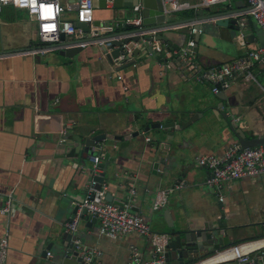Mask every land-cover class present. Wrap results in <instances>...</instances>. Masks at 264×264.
<instances>
[{
	"label": "crops",
	"instance_id": "crops-1",
	"mask_svg": "<svg viewBox=\"0 0 264 264\" xmlns=\"http://www.w3.org/2000/svg\"><path fill=\"white\" fill-rule=\"evenodd\" d=\"M113 8L111 18L127 15V6ZM176 17L185 16L176 14ZM209 29L197 50L193 49L200 69L231 61L248 49L264 45V33L252 16L246 17L243 26V46L229 28ZM165 34L167 40H162L175 47L190 36L187 30L178 29ZM41 44L36 23L27 11L3 5L0 9V198L11 192L19 203L10 214L0 216V237L6 233L9 241L5 264H71L64 262V251L51 241L61 243L65 222L73 216H77L76 237L101 251L98 264H132V246L139 248L143 258L148 255L149 242L142 235L133 231L114 238L99 234L98 220H92L89 212H82L80 202L92 180L90 157L97 153L102 161L104 151L93 146L86 156L81 149L72 152L76 141L71 134L101 131L124 134L140 130L136 137L121 139L137 148L134 153L121 155L112 178L105 179L103 184L113 198L119 197L123 202L129 199V188L134 187L131 209L140 213L152 229L168 231L169 223L179 219L194 227H205L217 214L234 232L229 244L264 235V173L223 181L220 186L210 185L206 182L209 169L196 162L198 155L221 154L238 142L222 124L221 106L248 136L264 133V90L258 84L264 79L263 74L257 83L238 78L214 92L210 80L197 78L189 67L166 64L164 52L149 53L142 47L123 66L101 56L97 44L82 46L73 56L60 54L59 49L17 52ZM252 68L259 73L261 69L264 71L258 61ZM200 111L203 114L193 124L199 127L201 136L196 141L188 137L180 139L191 149V169L179 180L182 186L169 193L165 206L152 209L155 190L175 181L154 183L153 159L147 157V150L159 129L144 131V122L175 118L178 122ZM137 114L143 115L140 122L135 119ZM158 168L162 170L163 165L159 164ZM70 203L78 204L76 211H72ZM217 258L208 264H233ZM176 260L169 261L179 264Z\"/></svg>",
	"mask_w": 264,
	"mask_h": 264
},
{
	"label": "built area",
	"instance_id": "built-area-1",
	"mask_svg": "<svg viewBox=\"0 0 264 264\" xmlns=\"http://www.w3.org/2000/svg\"><path fill=\"white\" fill-rule=\"evenodd\" d=\"M227 2L218 9L232 5L230 0H197L190 2L188 0H160L161 10L165 15L175 14L178 11L194 8L195 10L203 6H211ZM246 7L232 13H222L219 16H233L237 18L239 28L235 34L237 43L244 45V29L247 16H252L264 33V0H244ZM114 0H104L103 5L114 7ZM3 5H13L19 9H25L28 15L36 23V33L42 42L38 46H29L28 48L17 51L18 53H36L45 52L49 49H60L72 45L86 46L97 44L100 46L102 39L93 36V0H0V9ZM143 3L138 0L127 6V15L113 17L106 26L108 30L111 26L123 29L124 32L115 35V38L121 39L124 36L137 34L138 39H129L116 45H110L106 50L101 49V56L106 57V53L113 47H120L119 53L113 56L112 64H121L132 58L134 47L144 48L146 42L150 49L147 52H164L166 54V64L177 63L189 67L197 78H206L210 80L212 90L218 92L230 85L232 80L243 78L245 80L255 79L252 73V65L255 61L261 62L264 68V45H257L248 49L246 53L231 61L216 63L207 68L200 69L198 61L194 58L193 46L195 41L193 34L197 28L194 21L180 23H144L142 15ZM84 21L90 25L88 38L76 40L74 42L65 41L61 38L65 34L67 39L77 38L83 34V30L76 25V22ZM103 21V19H100ZM188 28L190 36L185 42L177 47L168 42L157 38V34L165 30ZM200 30V28H199ZM150 36V37H148ZM101 48V46H100ZM146 51V49H145ZM264 90V86L258 82ZM101 155L94 153L90 159L92 161V171L99 172L101 167L97 163L101 160ZM199 165L209 169L210 173L206 182L210 185L220 186L223 181L231 180L245 175H257L264 173V142L242 147L239 143L228 146L221 154L206 153L196 157ZM95 180L87 184L85 196L80 204L91 215L98 220L99 234L108 237H116L124 232H137L145 237L149 242V253L143 258L137 246L130 248L132 264H171L166 256V246L169 242V233L152 229L144 217L131 209L132 199L135 196V188H129V199L119 204L112 200L105 199L106 185L102 183L99 188L94 187ZM182 182L177 181L172 184L159 186L152 197V209H160L165 206L168 195L175 188L182 186ZM97 193L98 199H93V193ZM221 199L222 196L218 194ZM0 216L10 214L19 205L14 201L11 192L0 198ZM77 226V216L71 217L65 222L68 231H75ZM9 247L8 235L5 233L0 237V264H5ZM72 248L85 260L98 259L101 251L94 247L84 244L79 237L73 240ZM50 254V252L48 251ZM222 254L217 259L220 261H232L233 264H264V235L259 238L244 239L239 242L230 243L213 256ZM213 256H206L195 260L191 264H208Z\"/></svg>",
	"mask_w": 264,
	"mask_h": 264
},
{
	"label": "water",
	"instance_id": "water-1",
	"mask_svg": "<svg viewBox=\"0 0 264 264\" xmlns=\"http://www.w3.org/2000/svg\"><path fill=\"white\" fill-rule=\"evenodd\" d=\"M138 0H114V7L129 6L132 3H136ZM143 3L142 15L143 22L153 23H180L187 21H194V25L197 28L196 32L193 34V39L195 44L193 49L197 50L199 43L202 42V37L205 31L210 30L209 27L214 26H224L230 29L235 35V32L239 28L237 18L233 16H219L222 13H232L236 12L242 8L246 7L244 0H234V3L229 7L221 8V10H213L210 6L199 7L195 10V13L191 16L176 17L175 14L165 15L161 10L160 0H141ZM94 6L103 5L104 0H93ZM210 21V22H209ZM110 19H94L93 24L95 26H104L105 31H100L99 33L93 32L95 38L102 39L100 44L101 49L106 50L110 45H116L123 41L129 39H138L137 34L132 36H124L121 39L115 38L124 32L123 29L114 27L108 30L107 25ZM76 25L83 30V34L77 38L67 39L65 34L61 35V38L65 41L74 42L76 40L86 39L88 36L90 25H87L84 21H77ZM200 28V30H199ZM166 33V32H165ZM165 33L157 34V38L167 40V35ZM211 33L212 32H208ZM150 37V36H148ZM231 38L230 42H233ZM144 48L150 49V46L144 42ZM81 45H72L68 47H62L59 49V53L67 56L75 55L80 49ZM120 47H113L109 52L106 53L108 60L112 63L113 56L119 53ZM140 47H134L132 50L133 55H137L140 52ZM131 58L119 66L130 63ZM218 96H222L216 93ZM218 108V107H217ZM173 113H177L173 111ZM220 113L222 115V124L226 126L232 133V135L237 139L238 143L242 147L257 145L264 142V133L261 135L248 136V134L242 130L239 126L237 120H232L230 116L223 111V106H221ZM203 112H194L188 118L182 119L176 122L175 119L170 120H157V121H146L144 122L143 130L149 128H158L159 130L155 132L153 140L148 144L147 157L152 158V173L155 174L153 181L154 183L163 182L164 180L179 181L182 177H185L191 169V149L185 146V142L180 139L186 137L191 140H197L201 136V131L199 127H196L193 122L197 120L199 115ZM176 117V114H173ZM137 121L143 119V115H135ZM161 130V132H160ZM69 133L68 131L66 132ZM140 130L136 129L132 132H127L124 134H116L113 132H97V133H86L81 134H71L76 141L71 148L72 152H76L79 149L82 150L83 156L91 153V149L94 146L103 149V159L100 160L97 165L101 167L99 172H93L90 167L91 177L95 180L94 187L99 188L105 179H111L115 173V169L118 167V159L124 153H134L133 150L137 147L132 142L121 141L128 140L131 137H136L139 135ZM110 140H118L116 144L111 143ZM84 158V157H83ZM197 162V161H196ZM159 164L163 165V169L159 170ZM198 164V163H197ZM213 190V188H212ZM93 199L97 200V193H93ZM105 199L112 200L119 204H123V201L118 198H113L110 191L105 192ZM72 211H76L78 204L70 203ZM133 208V207H132ZM134 209V208H133ZM82 212H86V209L82 207ZM222 211H220V215ZM92 216V220H95V216ZM91 224V222L87 221ZM169 242L166 246V256L169 260L177 259L179 264H184L188 260L198 259L201 256H213L217 251L221 250L222 247L229 244L234 236V232L231 227H227L225 223L222 222L220 216L215 214L211 220L207 223L205 227H194L189 224L186 220H177L175 223L172 221L169 223ZM76 235L74 231L63 230L60 234L61 243L57 240H52V244L59 250L64 251V262L71 264H98V259L94 258L91 260H85L72 248L73 240ZM49 242V243H51ZM61 245V246H60ZM47 245L46 249H49ZM214 257V256H213ZM212 257V258H213ZM187 259V260H186Z\"/></svg>",
	"mask_w": 264,
	"mask_h": 264
},
{
	"label": "rangeland",
	"instance_id": "rangeland-1",
	"mask_svg": "<svg viewBox=\"0 0 264 264\" xmlns=\"http://www.w3.org/2000/svg\"><path fill=\"white\" fill-rule=\"evenodd\" d=\"M188 1H190V2H196L197 0H188ZM230 1H231L232 4L234 3V0H230ZM225 3H227V2H223V3H220V4H213L210 7H211V9H215L216 7L222 6ZM113 11H114V8L113 7H109V6H94L93 7V16H94V18L103 19V20L104 19H112L113 17L111 18V16L113 15ZM176 14L179 15L178 13H176ZM113 28L114 27L111 26V29H113ZM105 29L106 28L104 26H96V27H94V31L97 32V33H99L100 31H105ZM174 30L175 29H170V32H174ZM178 30H185V31L187 30V32H188V28H186V27L180 28ZM168 31L169 30H165V31H163V33L168 32ZM184 42H182L181 44H183ZM158 53H161L162 54V52H158ZM261 71H262V73H259V72H256L252 68V73L255 75V78H256L257 81L260 80L261 74L264 75V71L262 69H261ZM256 80L255 79H249V80H245V81H252L254 83H257ZM260 81L259 82L263 85L264 79L261 78Z\"/></svg>",
	"mask_w": 264,
	"mask_h": 264
},
{
	"label": "trees",
	"instance_id": "trees-1",
	"mask_svg": "<svg viewBox=\"0 0 264 264\" xmlns=\"http://www.w3.org/2000/svg\"><path fill=\"white\" fill-rule=\"evenodd\" d=\"M194 12H195L194 8H188V9H184V10L178 11L177 13L180 16H189V15L194 14ZM232 243H234V242H232Z\"/></svg>",
	"mask_w": 264,
	"mask_h": 264
},
{
	"label": "bare ground",
	"instance_id": "bare-ground-1",
	"mask_svg": "<svg viewBox=\"0 0 264 264\" xmlns=\"http://www.w3.org/2000/svg\"><path fill=\"white\" fill-rule=\"evenodd\" d=\"M222 254H218V255H216L215 257H213V258H217V257H220ZM215 260V259H214Z\"/></svg>",
	"mask_w": 264,
	"mask_h": 264
}]
</instances>
